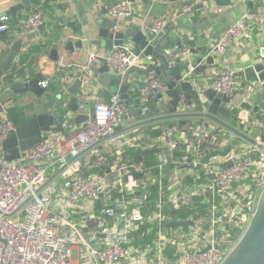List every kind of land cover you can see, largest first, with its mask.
I'll list each match as a JSON object with an SVG mask.
<instances>
[{
	"label": "built area",
	"instance_id": "2783aa9c",
	"mask_svg": "<svg viewBox=\"0 0 264 264\" xmlns=\"http://www.w3.org/2000/svg\"><path fill=\"white\" fill-rule=\"evenodd\" d=\"M44 1L22 18L23 34L36 32L43 25ZM201 1H187L178 15L186 14ZM132 10L130 0H116L108 12L113 17H122ZM9 21V14L0 16V32L7 30ZM168 21L169 17L157 18L151 29L160 33ZM249 27V15L245 12L223 29L210 51L223 53L248 32ZM188 51L186 47L169 50L168 64L171 66L186 58ZM96 54L91 51L82 63L72 65L90 72ZM107 58L114 71L123 72L132 64L142 63L139 55L131 53L129 45L115 47ZM213 79V87L231 97L229 105L233 108L243 78L235 70L222 67ZM46 84L47 81H41L42 86ZM165 89L163 80L150 78L143 94L154 95ZM127 119L133 120L130 124L139 120L134 107L116 93L109 103L97 101L88 119L77 128L49 134L31 148L26 157L8 160L0 153V264L224 262L238 239L229 240L223 218L228 217V221L240 218L247 222L253 216L264 191V146L231 144L226 155L204 160L207 152L221 149L218 147L222 145L215 144L224 142L219 138L221 127L186 120L165 125L157 138L161 145L152 167L156 174L152 190L147 180L141 183L134 177V172H148L149 167L140 161L125 162L124 149L119 145L110 153L113 159L106 152H97L90 158L86 171L73 169L66 191L56 190L53 181L38 191L48 179L53 160L61 166L111 133L115 126H124ZM253 124L263 127L264 120H253ZM16 127L8 117L1 119L0 140L14 133ZM132 136L122 144L136 145V135ZM228 137L239 136L229 131ZM192 183H195L194 189L189 188ZM199 195H204L208 204L204 211L199 207L201 202H197ZM85 200L100 201L103 207L93 217L85 216L82 223H77L74 215L82 209ZM236 206L240 207L239 212L235 211ZM183 208L191 210L187 218L194 224L166 227L169 221L181 219H173L172 214ZM149 225H154V232H147ZM96 231L105 232L106 238L97 237ZM172 247L177 248L174 260L166 253Z\"/></svg>",
	"mask_w": 264,
	"mask_h": 264
},
{
	"label": "water",
	"instance_id": "95a60500",
	"mask_svg": "<svg viewBox=\"0 0 264 264\" xmlns=\"http://www.w3.org/2000/svg\"><path fill=\"white\" fill-rule=\"evenodd\" d=\"M73 1L78 3L77 6L79 8L83 5L82 0ZM130 1L133 3L142 1L145 5L144 9L156 3L151 0ZM256 1L214 0L215 4L221 6L224 13L231 12L240 7H248L249 15L256 14L260 16L261 12L258 10L259 4L255 6ZM85 2L89 4L90 12H93V4L96 1L85 0ZM186 3L178 2L176 4L178 14H181L180 9ZM61 6L66 11L72 12L74 10V5L69 1L64 4L58 3V7ZM199 7H203V4ZM21 9H31L34 11L36 8L30 6L28 0H20L12 4L8 11L16 24L19 22L17 13ZM142 19L143 14L139 8L133 9L130 14L122 17L98 18L97 24L100 26L97 29H93L95 32L94 37L88 41L82 37L76 41L73 39L65 40L63 42L64 50L70 53L83 49L86 41L88 46L99 47L100 51L96 54L95 60L101 61L102 65L95 67L93 64L90 72L80 70L67 77L65 83L60 88L59 103L55 104L50 98H42L39 104L41 111L22 121L17 125L14 133L0 141L2 154L6 159L15 160L20 157H26L28 151L37 143L47 138L50 133L63 132L69 127V124L79 125L87 120L97 102L92 98L95 89H104L106 103H109L111 97L116 93L120 95L122 101H132L134 112L139 118L138 121L128 126H115L111 133L70 157L54 174L48 177L38 188V191L49 184L55 176L70 167V165L74 167V162L85 152L98 147L99 152L104 153L105 150L101 145L103 141L153 122L190 117L208 118L236 133L249 143L260 147L264 146V126L258 127L255 124L252 125L259 132L257 138L237 128L229 120H226L230 117L236 120L239 115L233 114L232 116V108L229 105L231 97L218 92L213 87L214 79L209 78L210 69L219 65L220 58L217 54L211 52L207 46H203L202 48L191 47L189 48L191 53L186 58L180 59L170 66L167 56L157 52L159 43L164 38V35L160 36V33H156L150 27L141 26L139 21ZM186 21L187 17H184L183 22L186 23ZM201 23L202 21L200 20L195 25H200ZM183 26L186 28L193 27L185 26V24ZM183 26H171L170 29H179ZM42 27L43 25L39 26V29ZM168 28L166 25L165 29L168 30ZM175 34L173 36H176ZM34 35L35 32H31L27 33L25 37L31 39ZM178 43L180 44V42ZM23 45L25 44L20 39L16 40L9 46L10 52L5 56H3L4 48H1L0 76H4L11 71L15 58ZM123 45H129L131 53L139 55L142 63L132 64L123 72L114 71L110 66L107 56L112 49ZM58 49V47H53L50 50V57L54 60L59 59ZM195 49L201 51L202 55L196 57L193 62L190 56L193 57ZM255 52L256 54L253 56L252 62L243 66L241 71L247 82L255 85L256 89L264 91V36L263 47L256 48ZM149 56L159 57L161 63L148 64ZM150 78L163 80L166 89L154 95H144L143 88ZM42 79L43 74L36 72L30 78L13 83L11 89L15 93L31 91L35 96L41 98L45 92V87L41 85ZM90 86L92 88H89ZM2 112H4V106L0 100V113ZM230 149V145L224 149H215L205 156L204 160L216 155L224 156ZM210 176L212 177L213 174ZM239 210L240 207L236 206L235 211L239 212ZM189 224H193V221L172 220L167 223V226H184ZM95 235L102 239L107 236L103 231H96ZM222 264H264V191L260 195L253 216L247 221L241 236Z\"/></svg>",
	"mask_w": 264,
	"mask_h": 264
},
{
	"label": "crops",
	"instance_id": "0c3cea01",
	"mask_svg": "<svg viewBox=\"0 0 264 264\" xmlns=\"http://www.w3.org/2000/svg\"><path fill=\"white\" fill-rule=\"evenodd\" d=\"M20 0H9L4 1L0 0V16L4 13L9 14V7L12 4L19 2ZM41 0H28L29 5L33 8H37ZM52 1V0H51ZM70 2L74 5V10L71 12L65 10L63 6L58 7V3L64 4L65 2ZM96 1L93 6V12L89 10V4H86L85 0H82V6L79 8L77 2L73 0H58L52 1L53 6H49L46 14L44 13V23L41 29H38L35 32V35L31 39H27L25 34L21 31V21L22 18L31 13L33 10L21 9L18 11V20L16 24L12 16H10L9 26L6 31L0 32V50L4 48V55L10 52V45L16 40H21L25 45L21 47L20 52L15 58L13 67H17L16 71L13 72V67L10 72L6 73L4 76H0V100L4 106V112L0 113V120L7 117L6 110L9 106H16L21 112L24 113L26 118H29L33 114L41 111L39 107L42 98H50L54 101L55 104L59 103V92L62 85L65 83V79L76 72L80 71L77 67L73 66L75 63H82L89 52L94 51L99 53L100 48L96 46H88L86 42L95 36L93 29H97L100 25L97 24L98 18H111L108 9L110 5L116 0H94ZM155 1L152 6L144 9L145 6L142 1L133 3V9L139 8L140 12L143 14V19L139 21L140 25L145 27H150L153 25L155 20L160 17H169L167 29H163L160 32V36L164 35V38L159 43L157 52L167 56L169 50L179 49L181 47L191 48H202L207 46L209 50L215 44V42L220 37L223 29L228 25L234 23L243 13L249 11L248 7H240L231 12L224 13L221 9V6L215 4L214 0H202L197 3L191 10L186 14L178 15V10L176 4L178 2H189L193 0H151ZM203 4V7H199ZM259 4L258 10L261 12L260 16L256 14L249 15L250 27L248 32H246L242 37L235 40L230 44L223 53H216L219 59V65L217 67L211 68L209 72V78L212 79L214 74L219 71L222 67H229L239 76L243 78V83L241 84L240 89L238 90L237 95L235 96L234 104L232 108L233 114H238V119H226L229 120L231 124L237 128L246 131L252 136L258 137L259 132L257 129H254L253 120L261 119L257 114L264 116V91H260L255 88V85L250 84L245 80V77L242 73V67L251 63L253 56L256 54L255 49L258 47H263V36H264V0H257L255 6ZM65 16V17H64ZM187 17L186 23L183 22V18ZM202 21L200 25L197 24L198 21ZM136 21V19H134ZM137 22V21H136ZM185 26H193L192 28H186ZM182 25L179 29H170L171 26ZM77 28V29H76ZM176 33V34H175ZM175 34L176 36H173ZM187 35V37H186ZM82 37L85 42V47L83 49H78L75 53H70L64 50L63 42L67 39H73L76 41L78 38ZM180 42V44L178 43ZM53 47H58L59 59L54 60L50 57V50ZM191 53L188 51V54ZM187 54V56H188ZM201 51L195 49L193 57L190 56V59L194 62L195 58L201 56ZM186 56V57H187ZM0 58H2L0 54ZM184 59V58H183ZM181 59V60H183ZM159 64L161 59L156 56H152L148 60V64ZM73 64V65H72ZM102 65V62L99 60L94 61V66L99 67ZM36 72H41L43 74V80L47 81L45 87V92L41 98L35 96L31 91L23 93H15L11 89V85L19 80H24L26 78L32 77ZM13 74V79H6L7 75ZM4 84V85H3ZM102 86V85H101ZM89 88H92L91 86ZM95 101L105 102V93L103 88L95 89L92 96ZM248 106L244 107V104ZM131 106L134 107L132 101H130ZM205 121L213 127H221L222 135L226 134L228 137L229 129L216 123L215 121L208 118H198L190 117L183 119L167 120V121ZM133 122L132 119H127L124 126ZM162 122V121H161ZM158 122L150 123L151 125L157 124ZM147 125V124H146ZM76 124H69V128H77ZM145 126V125H144ZM66 129V130H67ZM65 130V131H66ZM140 128L131 129L122 135H118L107 139L101 143L105 152H113V149L117 146H121L123 149L127 145L122 143L126 139L131 138V136L136 135V140L142 134L140 133ZM222 135L220 138H222ZM132 136V137H133ZM229 139V138H228ZM241 139V140H240ZM134 140L133 142L135 143ZM1 141V140H0ZM113 142V144H111ZM137 142V141H136ZM241 143L243 145H249V142L244 140L241 137L231 139L226 142H222V146H229L232 144L236 145ZM136 145H139L137 142ZM161 145L160 140L157 138L154 142L143 143L141 144L142 153L141 157L135 161H140L143 166L149 167L147 171H140L143 175V178L147 180V184L150 186L151 190L153 189L154 178L156 177L155 170L152 168L157 161L156 152ZM221 147V149H224ZM225 147V148H226ZM157 149L156 151L154 150ZM90 151V156L99 152L98 147L92 148ZM155 151V152H154ZM0 153H2L1 143H0ZM86 154V153H84ZM81 155L74 162V167L78 171H86L88 162ZM144 155H147L144 158ZM51 158H54L52 156ZM50 159V158H49ZM48 159V160H49ZM60 167V163H55L54 160L50 165V169L47 174L48 177L54 174ZM72 165L68 167L65 171L59 173L52 180L56 183V186L59 188V192L62 190H67L68 182L70 178V172L73 171ZM101 172V171H99ZM140 174V173H136ZM135 174V175H136ZM69 175V176H68ZM137 179V178H136ZM138 180V179H137ZM138 182H141L138 180ZM195 183H192L189 188L194 189ZM138 193V191H136ZM128 196H130L128 194ZM103 205L100 201H89L85 200L82 202V209L74 215V221L77 223H82L85 216L90 217L97 214ZM224 220L228 222V217H224ZM180 220H192L186 218H181ZM152 223V220H148ZM193 221V220H192ZM225 221V224H226ZM90 224H93L92 222ZM194 224V222H193ZM193 224L184 225V227L192 226ZM166 227H178V226H167ZM147 232H154V225H149ZM167 253V252H166ZM168 255V253H167ZM168 257L172 259L169 255Z\"/></svg>",
	"mask_w": 264,
	"mask_h": 264
},
{
	"label": "trees",
	"instance_id": "16d2710c",
	"mask_svg": "<svg viewBox=\"0 0 264 264\" xmlns=\"http://www.w3.org/2000/svg\"><path fill=\"white\" fill-rule=\"evenodd\" d=\"M54 3L51 0H45L43 3V9H44V13L46 14V12L48 11L49 6H53ZM77 29V28H76ZM16 66L13 67V72L16 71ZM13 74L7 75L6 79L12 80L13 79ZM4 85V84H3ZM130 104V102H128ZM247 107L248 104H244V107ZM6 115L9 119H11L16 125L20 124L22 121L26 120L27 118L25 117L24 113L21 112L19 110L18 107L16 106H9L7 107L6 110ZM258 117L264 120V116H261L260 114H257ZM169 122L171 121H162V122H158L157 124L151 125V124H147L145 126L141 127L140 133L142 134L141 136L138 137L137 142L139 143V145H133V146H125L124 150H123V160L125 162H132L135 161L136 159L141 157V153H142V148H141V144L143 143H151L154 142V140L156 138L159 137V135L162 133L165 125H167ZM154 150L156 151L157 149L154 148ZM154 151V152H155ZM109 155L110 159H113L114 156L110 155V152H106ZM210 152H207L205 154V156H207ZM147 155H144V158H146ZM148 158V157H147ZM134 172V177L137 178L138 180L141 181V183H143L146 179L143 178V175L140 174H136ZM197 202H201L199 204V207L204 211V209H206V207L208 206V204L204 201V195H199L197 197ZM191 210L189 208H183L181 210L175 211L172 214V218L176 219V218H186L189 216ZM239 221L237 222H226V228L227 230L225 232H228L229 234V240H236L239 239V236L241 234V232H243V226L239 223V222H243L240 218H238ZM226 221V220H225ZM235 221V220H234ZM144 229L147 228V226L145 224H143L142 226ZM168 255L172 258L175 259L176 255H177V248L172 247L171 249L167 250Z\"/></svg>",
	"mask_w": 264,
	"mask_h": 264
},
{
	"label": "rangeland",
	"instance_id": "374dc122",
	"mask_svg": "<svg viewBox=\"0 0 264 264\" xmlns=\"http://www.w3.org/2000/svg\"><path fill=\"white\" fill-rule=\"evenodd\" d=\"M230 118H232V117H230ZM229 118V119H230ZM229 137H227V135L226 134H224V135H222V138H221V142L222 141H224V142H226V143H228V141H230L231 139L229 138ZM241 140V139H240ZM111 144H113V142H111ZM215 144H217L218 146H220L221 145V143H215ZM86 154H84V158L86 159V162H88L89 160H90V158H91V156H90V151H87V152H85ZM83 155V154H82ZM73 168H75V167H73ZM69 176V175H68ZM56 188V190L58 189V186H56L55 187ZM233 221H228V222H237V221H239L238 219H236V218H233L232 219ZM235 220V221H234ZM227 222V221H226ZM242 226H243V230L245 229V227H246V224H247V222H245V221H243L242 223L241 222H239ZM227 229V228H226ZM241 234H242V232H241ZM241 234H240V236H241ZM239 236V237H240Z\"/></svg>",
	"mask_w": 264,
	"mask_h": 264
},
{
	"label": "flooded vegetation",
	"instance_id": "af4514ba",
	"mask_svg": "<svg viewBox=\"0 0 264 264\" xmlns=\"http://www.w3.org/2000/svg\"><path fill=\"white\" fill-rule=\"evenodd\" d=\"M51 134V133H50Z\"/></svg>",
	"mask_w": 264,
	"mask_h": 264
}]
</instances>
